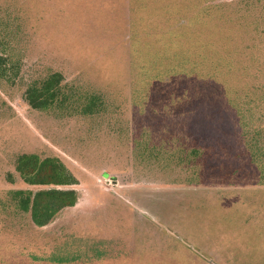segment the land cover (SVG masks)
<instances>
[{
	"label": "rangeland",
	"instance_id": "1",
	"mask_svg": "<svg viewBox=\"0 0 264 264\" xmlns=\"http://www.w3.org/2000/svg\"><path fill=\"white\" fill-rule=\"evenodd\" d=\"M0 264H264V0H0Z\"/></svg>",
	"mask_w": 264,
	"mask_h": 264
},
{
	"label": "trees",
	"instance_id": "2",
	"mask_svg": "<svg viewBox=\"0 0 264 264\" xmlns=\"http://www.w3.org/2000/svg\"><path fill=\"white\" fill-rule=\"evenodd\" d=\"M62 82V76L53 75L43 83L41 89H33L29 93V103L35 109L47 108L57 96V88ZM17 171L25 182L33 186L51 187L41 190L34 196L29 195L22 203V207L29 211L36 226L48 225L63 209L73 208L79 201L75 190H62L61 187L77 185L64 164L55 158L41 160L36 155H23L19 158Z\"/></svg>",
	"mask_w": 264,
	"mask_h": 264
},
{
	"label": "flooded vegetation",
	"instance_id": "3",
	"mask_svg": "<svg viewBox=\"0 0 264 264\" xmlns=\"http://www.w3.org/2000/svg\"><path fill=\"white\" fill-rule=\"evenodd\" d=\"M34 222V221H33ZM36 225V224H35Z\"/></svg>",
	"mask_w": 264,
	"mask_h": 264
},
{
	"label": "crops",
	"instance_id": "4",
	"mask_svg": "<svg viewBox=\"0 0 264 264\" xmlns=\"http://www.w3.org/2000/svg\"><path fill=\"white\" fill-rule=\"evenodd\" d=\"M77 205V204H76Z\"/></svg>",
	"mask_w": 264,
	"mask_h": 264
}]
</instances>
